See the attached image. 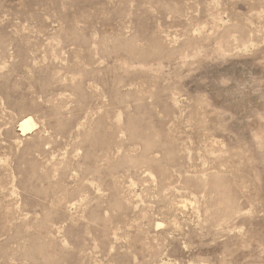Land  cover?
Here are the masks:
<instances>
[{
    "label": "rangeland",
    "instance_id": "374dc122",
    "mask_svg": "<svg viewBox=\"0 0 264 264\" xmlns=\"http://www.w3.org/2000/svg\"><path fill=\"white\" fill-rule=\"evenodd\" d=\"M0 264H264V0H0Z\"/></svg>",
    "mask_w": 264,
    "mask_h": 264
},
{
    "label": "bare ground",
    "instance_id": "6f19581e",
    "mask_svg": "<svg viewBox=\"0 0 264 264\" xmlns=\"http://www.w3.org/2000/svg\"><path fill=\"white\" fill-rule=\"evenodd\" d=\"M21 131L24 132L25 130L30 128L29 120L25 119L22 121L20 125Z\"/></svg>",
    "mask_w": 264,
    "mask_h": 264
}]
</instances>
